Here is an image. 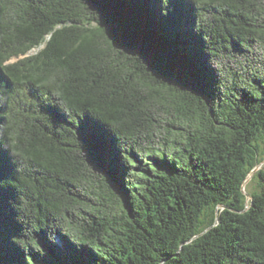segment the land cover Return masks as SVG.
Wrapping results in <instances>:
<instances>
[{"label": "trees", "instance_id": "16d2710c", "mask_svg": "<svg viewBox=\"0 0 264 264\" xmlns=\"http://www.w3.org/2000/svg\"><path fill=\"white\" fill-rule=\"evenodd\" d=\"M262 155L264 0H0V264H264Z\"/></svg>", "mask_w": 264, "mask_h": 264}, {"label": "water", "instance_id": "95a60500", "mask_svg": "<svg viewBox=\"0 0 264 264\" xmlns=\"http://www.w3.org/2000/svg\"><path fill=\"white\" fill-rule=\"evenodd\" d=\"M264 162L257 168H255L250 175L248 176L247 180L245 181L244 185H243V193L247 195V201H249L251 199L250 195L247 194L246 192V185L252 180L253 176L255 175V173L263 166Z\"/></svg>", "mask_w": 264, "mask_h": 264}, {"label": "rangeland", "instance_id": "374dc122", "mask_svg": "<svg viewBox=\"0 0 264 264\" xmlns=\"http://www.w3.org/2000/svg\"><path fill=\"white\" fill-rule=\"evenodd\" d=\"M38 50H33L32 52H31V54H35L36 52H37ZM262 158H264V155H262ZM263 166H264V164H263ZM249 184V183H248ZM253 188V186L251 185L250 187H249V190H251ZM58 244H60V243H58Z\"/></svg>", "mask_w": 264, "mask_h": 264}]
</instances>
